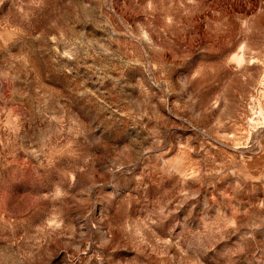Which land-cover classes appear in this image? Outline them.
Wrapping results in <instances>:
<instances>
[{
  "label": "rangeland",
  "instance_id": "rangeland-1",
  "mask_svg": "<svg viewBox=\"0 0 264 264\" xmlns=\"http://www.w3.org/2000/svg\"><path fill=\"white\" fill-rule=\"evenodd\" d=\"M0 264H264V0H0Z\"/></svg>",
  "mask_w": 264,
  "mask_h": 264
}]
</instances>
